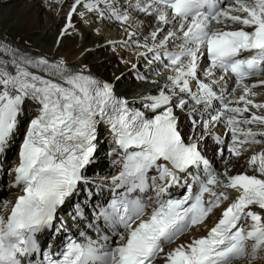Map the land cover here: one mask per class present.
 <instances>
[{
  "label": "snow or ice",
  "instance_id": "obj_1",
  "mask_svg": "<svg viewBox=\"0 0 264 264\" xmlns=\"http://www.w3.org/2000/svg\"><path fill=\"white\" fill-rule=\"evenodd\" d=\"M65 7L57 51L80 31L74 17L118 24L141 61L121 62L152 88L130 100L123 70L0 37V176L20 190L0 199V264L264 258V102L252 99L264 81L247 83L264 75V0H57ZM134 15L143 35L127 24ZM25 126L18 164L3 169ZM220 126L226 138L213 139ZM248 145L261 150L244 157ZM109 157L118 174L89 182ZM199 226L206 235L176 243Z\"/></svg>",
  "mask_w": 264,
  "mask_h": 264
},
{
  "label": "bare ground",
  "instance_id": "obj_2",
  "mask_svg": "<svg viewBox=\"0 0 264 264\" xmlns=\"http://www.w3.org/2000/svg\"><path fill=\"white\" fill-rule=\"evenodd\" d=\"M66 13V7L63 10L57 8V0H0V37L12 41L20 47H27L33 52L44 51L50 54L55 53L58 56L62 55L74 66H79L81 63H88L94 66L103 64L109 74H119L123 70L125 71V79L120 85L119 90L126 93L130 100L151 89V85H143L139 80L135 79L136 73L128 72L124 63L120 64L121 57L124 60H131L136 63H141V61L136 56L135 50L131 52L125 51L121 46V42L125 39V33L118 24L99 23L97 21L89 27L87 23L82 22L80 17H74L75 23L80 27V31L74 37L66 38L57 51L54 47L56 31L58 25L63 22L62 18ZM93 19L91 15L88 17L89 21ZM127 24L131 26L133 32H138L141 35L147 31L146 28H141L140 21L136 19L135 15ZM47 33L49 36L45 38ZM110 44L115 47L110 48ZM82 48L92 50V54L82 56ZM253 91L258 95L252 97V99L257 103L264 102V88H258ZM240 94L241 92L237 90L234 96L239 97ZM29 111L31 112V109ZM186 123L187 121L184 122L185 126L187 125ZM251 127L254 131H259L257 126L253 125ZM25 130L26 126L19 129L23 133ZM212 134H219L223 137L219 127L214 128ZM102 146H105V144H102ZM107 148H111V145H108ZM246 148L244 157H250L252 155V147L246 146ZM13 149L11 147L8 151L7 161L3 163L9 169L15 166V162L11 158H8ZM254 150L259 153L261 149L259 146H255ZM101 156L103 157L102 152ZM102 168L103 171L98 167V173L94 172L89 175L90 179L94 180L96 184L108 176L114 167L111 165L110 160L107 159L102 161ZM237 168H239V164ZM249 174H251L250 170ZM5 178L4 176L0 177V198H3L6 204V202L14 200L18 189L12 184V174H10L9 181L3 184ZM91 180L89 182L92 183ZM5 184L8 185L7 188L4 186ZM199 229L195 230L194 234L186 237L184 240L187 241L191 237H194L200 231ZM251 264H264V259L251 262Z\"/></svg>",
  "mask_w": 264,
  "mask_h": 264
},
{
  "label": "rangeland",
  "instance_id": "obj_3",
  "mask_svg": "<svg viewBox=\"0 0 264 264\" xmlns=\"http://www.w3.org/2000/svg\"><path fill=\"white\" fill-rule=\"evenodd\" d=\"M48 36H49V34L47 33V35L45 36V38L48 37ZM122 63H123V62H121V60H120V64H122Z\"/></svg>",
  "mask_w": 264,
  "mask_h": 264
}]
</instances>
